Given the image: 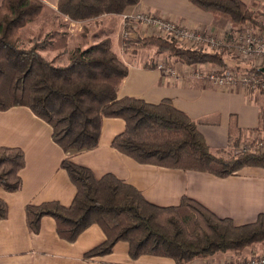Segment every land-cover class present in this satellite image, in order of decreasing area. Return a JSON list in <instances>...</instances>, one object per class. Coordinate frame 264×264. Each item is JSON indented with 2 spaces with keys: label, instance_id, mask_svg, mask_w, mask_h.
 <instances>
[{
  "label": "trees",
  "instance_id": "obj_1",
  "mask_svg": "<svg viewBox=\"0 0 264 264\" xmlns=\"http://www.w3.org/2000/svg\"><path fill=\"white\" fill-rule=\"evenodd\" d=\"M57 1L63 13L86 20L121 13L139 0ZM189 1L215 19H227L233 28L246 23V27L261 29L253 10L241 0ZM43 6L42 0H2L0 4V111L14 106L29 108L51 127L53 141L68 155L96 147L102 119L110 117L125 122L111 146L140 164L202 171L218 177L236 174L245 166L264 167V150L257 143L245 142L247 148L235 155L211 150L196 122L169 100L149 103L134 96H118L127 66L109 37L86 48L69 51L64 46L56 53L66 57L63 65L41 54L47 43L38 38L23 47L21 30ZM149 43L158 52L168 51L186 64L216 63L245 70L224 60V48L208 53L182 48L161 36L150 38ZM23 166L20 148L0 146V187L9 192L20 189L19 171ZM61 166L76 188L71 203L27 204L26 225L31 233H37L41 218L51 216L58 235L73 242L89 225L97 224L105 240L86 252V259L110 253L118 241L128 243L133 259L152 255L170 258L174 264H192L196 259L226 252L237 255L252 245L264 244L262 215L252 223L236 225L187 197L175 206H157L146 201L133 185L110 173L96 178L89 168L67 158ZM6 216L7 206L0 198V219Z\"/></svg>",
  "mask_w": 264,
  "mask_h": 264
},
{
  "label": "crops",
  "instance_id": "obj_2",
  "mask_svg": "<svg viewBox=\"0 0 264 264\" xmlns=\"http://www.w3.org/2000/svg\"><path fill=\"white\" fill-rule=\"evenodd\" d=\"M42 1L45 6L40 17L48 11L47 17L52 14L57 19V0ZM241 1L253 10L255 18H260L264 11L260 0ZM126 9L148 11L190 28L211 30L218 36H222L221 28L230 27L227 19H215L189 0H139ZM113 15L119 16H101ZM54 23L57 22L50 25ZM40 30L41 37L54 29L40 24ZM149 33L153 30L139 27L132 30V37L142 38ZM110 38L115 50L124 52L118 32L116 37ZM136 45L134 49L142 50L139 40ZM159 56L163 55H156L153 46L152 54L145 60H128V72L118 89V96H134L149 103L171 101L196 122L197 130L213 151L230 153L239 143L252 141L256 133L264 130V90L215 86L204 78L189 75L191 64L168 54L165 60L175 62L177 73L175 76L164 75L155 67V58H161ZM224 60L232 67L238 65L245 70L251 66H244L233 57ZM124 128L122 119L104 117L97 146L68 155L53 141L51 127L29 108L14 106L0 111V146L18 147L24 155V166L19 171L20 189L9 192L0 188V198L7 206V216L0 219V264H138L137 260L127 261L128 244L124 241L116 242L106 255L86 259L84 254L105 240L97 224L89 225L73 242L58 235L51 216L41 218L37 233L28 230L27 204L57 201L68 206L71 203L76 188L61 166L66 158L89 168L96 178L110 173L124 180L157 206H175L187 197L236 225L252 223L260 215L264 217V167L245 166L236 174L218 177L208 172L140 164L111 146L113 137ZM259 245L264 249V244ZM119 256H126V261L119 262ZM142 256L169 263L164 260L166 257Z\"/></svg>",
  "mask_w": 264,
  "mask_h": 264
},
{
  "label": "rangeland",
  "instance_id": "obj_3",
  "mask_svg": "<svg viewBox=\"0 0 264 264\" xmlns=\"http://www.w3.org/2000/svg\"><path fill=\"white\" fill-rule=\"evenodd\" d=\"M43 3L45 6L44 1H43ZM57 3H58V1H57ZM44 6H43V8H44ZM43 8H42V10H43ZM55 10H57L58 14H59V15L57 14L58 15L57 19H54V16L52 14H50L47 17L48 11H45L42 15L43 17L42 16L40 17V14H39L34 20L29 21L25 25L26 27L21 30L20 43L22 44L23 47H29L31 45V40H33L34 38L40 39V41H42L44 44L47 43L46 44L47 47L45 49L41 50L40 52L45 57L55 60L56 64L63 65L65 63H67L65 56L56 55L57 52H59V51L61 52L63 50L64 46L67 49H69V51L73 50L76 47L86 48L87 46H89L93 43H96L105 37H109V38L111 36L116 37V32H118V34L120 36V40L122 43L121 47L124 50V52L120 51L119 53L123 56L122 59H123L125 64L128 60L134 61L135 59H139V58H140V60L141 59L145 60L147 56L152 54L153 46L155 47V45H152L151 43H149L150 38H156V36H158V34L155 33L154 31L152 34L149 33L145 37H142V38L138 37L139 39L137 37H135V38L131 37L130 39H126V40H124L122 38V33H123L124 29L122 28L121 14L123 12H134L137 10L126 9L125 11L118 13V15H119L118 17L116 15H113V16H101L100 15L99 17H93L91 19H86V20L73 19L69 14H66V13H63L62 11H60L58 9V5H57ZM146 12H148V11H146ZM108 14H115V13H108ZM118 18H120L119 19V26H118ZM221 19H223V18H221ZM257 20H259V19H257ZM54 21L57 22L56 25H55V23H54V25H50V23H52ZM40 24L42 27H45V28H48V25H49V29H54V30L47 31L46 34L44 33L45 35H42L40 37V33H42V31L40 30ZM246 26H247L246 23L245 24H239V25L235 26L234 28L230 24V27H228L227 29L224 26V28H221V31H220V32H222V34H220L222 36H219V37L222 38V40L228 46L234 45L236 43V41H238L246 33V31L248 29ZM138 28H139V26H136V30H138ZM145 29L146 30L151 29V27H146ZM145 32H143L142 34H145ZM107 33H109V36L106 35ZM168 39H170V38H168ZM138 40H139L141 48H142V50H140V51L134 49L137 46L136 42ZM170 40L174 41L173 39H170ZM176 44H178V43H176ZM178 46H181L182 48H187V49H197V50L201 49V47L200 48L199 47L194 48V47H189V46H182L180 44H178ZM228 46L220 45L216 48H210L213 50L209 49L208 53L219 52V50L221 48H224L225 51L223 53V56H225V58L230 59V57H233V59H236V61L240 62L242 65L244 64V66L249 64V60L251 59V57L250 58H243L240 56V54L237 52V50L234 47L229 48ZM155 54L156 55H163V56H159V57H161L159 59L157 57L155 58V67L157 69V63L158 62H165L166 56H167V54L169 55V52L167 51V52H161L160 53L157 51V49L155 47ZM171 62L175 65L174 61H171ZM198 64H200V63H198ZM203 65H204L205 69H217V67H221V65L216 64V63H203ZM126 66H127V64H126ZM158 71L160 72V70H158ZM127 72H128V67H127ZM251 139H252V141H250V142H253L254 144H256V142H258L257 145L262 150H264V131H261V133H256L255 137L251 138ZM246 148L247 147H246L245 142L239 143L237 145V147H234L233 150L231 149L230 153H224L223 155L224 156L235 155L241 151H244ZM88 150H90V149H88ZM149 203H151V202H149ZM124 242H126V241H124ZM261 248L262 247L259 244H255V245L251 246V249L243 250L241 252V254L234 255L233 252H226V253L221 254V255H214V258L210 257L209 260H213L214 262L217 261L218 264H222V263H225L227 261H231V263H232L233 262L232 259L234 257L240 258V256H243V254H247V253H251V252L260 253L264 250ZM154 257L158 258L160 256H154ZM138 258L133 259L128 254L127 261L129 259V260H137L136 262L138 264H164V263H160V261H154V259L152 257H148V256H142L139 259ZM118 259H119L118 260L119 262L124 263L123 261H126V260H124V259H126V256H125V258H124V256H119ZM164 260L168 261L169 262L168 264H170V263L174 264L173 260L170 258L169 259L164 258ZM197 262L201 263L202 260L196 259L193 261V264H197Z\"/></svg>",
  "mask_w": 264,
  "mask_h": 264
},
{
  "label": "built area",
  "instance_id": "obj_4",
  "mask_svg": "<svg viewBox=\"0 0 264 264\" xmlns=\"http://www.w3.org/2000/svg\"><path fill=\"white\" fill-rule=\"evenodd\" d=\"M263 3L264 0H260ZM122 18V38L124 40L132 37V30L139 27H151L158 36L173 39L182 46L196 47L209 51L210 48H216L220 45L228 46L222 38L211 30H201L199 28H190L179 22L167 20L151 12L137 10L134 12H123ZM261 29L247 27L246 33L234 45L228 46L235 48L243 58H250L249 65L258 68H264V11L259 18ZM255 29V30H254ZM213 50V49H210ZM188 74L197 78H204L218 87L241 88V89H261L264 90V72L256 69L245 71L233 69L230 67H217V69L200 68V64H191ZM157 69L164 75L175 76L177 71L171 60L158 62ZM259 70V69H258ZM264 121V118H263ZM264 131V130H263ZM258 144V142H256ZM242 146V145H241ZM201 263L197 264H216L209 258L199 259ZM222 264H264V251L251 252L243 254L240 258H233Z\"/></svg>",
  "mask_w": 264,
  "mask_h": 264
},
{
  "label": "water",
  "instance_id": "obj_5",
  "mask_svg": "<svg viewBox=\"0 0 264 264\" xmlns=\"http://www.w3.org/2000/svg\"><path fill=\"white\" fill-rule=\"evenodd\" d=\"M262 71H264V68H262Z\"/></svg>",
  "mask_w": 264,
  "mask_h": 264
}]
</instances>
